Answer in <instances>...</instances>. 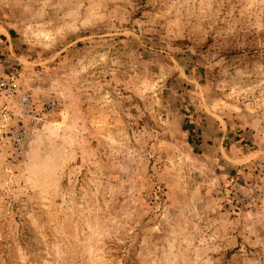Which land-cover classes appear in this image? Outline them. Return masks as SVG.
<instances>
[{
	"label": "rangeland",
	"instance_id": "obj_1",
	"mask_svg": "<svg viewBox=\"0 0 264 264\" xmlns=\"http://www.w3.org/2000/svg\"><path fill=\"white\" fill-rule=\"evenodd\" d=\"M8 67L0 264H264V0H0Z\"/></svg>",
	"mask_w": 264,
	"mask_h": 264
},
{
	"label": "built area",
	"instance_id": "obj_2",
	"mask_svg": "<svg viewBox=\"0 0 264 264\" xmlns=\"http://www.w3.org/2000/svg\"><path fill=\"white\" fill-rule=\"evenodd\" d=\"M11 67V66H10ZM6 68L0 71V122L6 127L10 126L12 103L15 100V107L18 109L17 115H22L32 124L41 119V113L46 110H53L56 106V99L43 96L35 99L28 90H24L17 83L20 71L18 68ZM20 110V112H19ZM21 121V119H20ZM28 128L25 124L18 125L15 129H9V140H11L14 152H21L28 136Z\"/></svg>",
	"mask_w": 264,
	"mask_h": 264
}]
</instances>
